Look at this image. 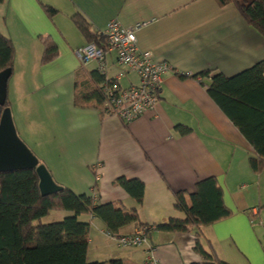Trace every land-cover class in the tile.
Here are the masks:
<instances>
[{
    "label": "crops",
    "instance_id": "1",
    "mask_svg": "<svg viewBox=\"0 0 264 264\" xmlns=\"http://www.w3.org/2000/svg\"><path fill=\"white\" fill-rule=\"evenodd\" d=\"M44 6L57 11L48 16ZM82 17L94 32L111 21L122 27L140 26L136 37L141 53L168 66L154 110L124 124L95 108L74 106L75 85L98 72L99 63L82 64L78 52L86 45L73 18ZM0 33L15 49L8 82L26 84L24 98L37 102L41 122L61 149L48 171L57 185L77 195L91 196L97 205L118 203L138 208L140 221L154 227L183 219L174 209V195L192 194L198 182L215 178L233 216L203 228L200 244L209 254L195 252V234L151 230L147 244L120 248L105 226L92 219L87 259L122 260L125 264H264V171L256 174L250 159L256 154L233 123L210 99L205 72L235 77L264 61V38L233 5L216 0H4ZM51 39L58 57L42 66L41 39ZM107 82L122 90L139 78L107 57ZM11 108V106H10ZM191 129L186 136L177 127ZM64 172V174H63ZM137 180L146 188L142 206L116 180ZM138 227L122 229L131 235ZM122 249H125L122 251Z\"/></svg>",
    "mask_w": 264,
    "mask_h": 264
},
{
    "label": "trees",
    "instance_id": "2",
    "mask_svg": "<svg viewBox=\"0 0 264 264\" xmlns=\"http://www.w3.org/2000/svg\"><path fill=\"white\" fill-rule=\"evenodd\" d=\"M4 0H0L2 4ZM218 5H233L248 26L264 38V0H216ZM48 16L57 11L44 6ZM86 44H96L107 49V39L94 32L82 17L73 18ZM44 47L42 66L58 57V49L49 38L41 39ZM15 49L11 40L0 33V73L14 68ZM205 72L194 77L202 79V85L210 99L242 134L255 156L250 166L256 174L264 171V61L232 78L222 74ZM106 78L98 72L84 77L75 85L74 106L95 108L107 115V96L104 93ZM108 82L107 85H110ZM7 99L5 108H9ZM182 136L189 135L191 129L177 127ZM41 165V163H40ZM115 186L121 187L135 201L137 207L144 203L146 188L137 180L120 178ZM59 186V185H58ZM50 196L42 197L39 178L35 169H27L0 174V264H125L122 260L88 263L91 224L79 222V217L90 216L99 220L107 234L119 239L122 229L146 227L140 221L138 208L127 210L121 204L97 205L93 198L77 195L69 188ZM174 209L183 214V219H169L151 227L163 233L195 234L194 252L209 258L201 246L199 235L203 228L230 219L233 214L224 202V191L215 178L198 182L195 192H179L174 195ZM55 212H70L60 223L42 225L36 222ZM147 233V234H148ZM224 264V263H221Z\"/></svg>",
    "mask_w": 264,
    "mask_h": 264
},
{
    "label": "built area",
    "instance_id": "3",
    "mask_svg": "<svg viewBox=\"0 0 264 264\" xmlns=\"http://www.w3.org/2000/svg\"><path fill=\"white\" fill-rule=\"evenodd\" d=\"M139 29L140 26L122 27L117 21H111L102 31V35L107 39V49L92 43L86 44L78 52L82 64L98 62V73L103 77L107 76L109 53H115L118 64L138 76L139 84L125 90L112 82L110 85H107L108 82L104 85L107 114L116 116L124 124L131 123L155 109L158 104V92L168 69L166 64L154 62L149 53L139 52L136 37ZM150 229L152 228L138 227L131 235L113 239L120 248H139L147 244V233ZM147 264L159 262L151 259Z\"/></svg>",
    "mask_w": 264,
    "mask_h": 264
},
{
    "label": "rangeland",
    "instance_id": "4",
    "mask_svg": "<svg viewBox=\"0 0 264 264\" xmlns=\"http://www.w3.org/2000/svg\"><path fill=\"white\" fill-rule=\"evenodd\" d=\"M23 91L26 93L31 92L26 84L18 82L14 89V84L10 83L9 105L11 108H9L11 109L14 125L19 138L39 160L41 165L50 170L56 162L58 164V169L64 170L59 165L57 158V156L62 154L61 149L56 145L52 135L48 132V127L41 122L42 118L40 117L36 100L32 97L24 98ZM68 217H73V214L70 212H55L36 222V224L50 225L60 223ZM78 219L81 223H85L83 222L84 220L89 221V217L86 215ZM97 221L100 222L99 220ZM124 250L125 249H122V251ZM87 262L99 263L94 262L91 258H89V260L87 259Z\"/></svg>",
    "mask_w": 264,
    "mask_h": 264
},
{
    "label": "water",
    "instance_id": "5",
    "mask_svg": "<svg viewBox=\"0 0 264 264\" xmlns=\"http://www.w3.org/2000/svg\"><path fill=\"white\" fill-rule=\"evenodd\" d=\"M11 75L12 70L0 73V174L35 169L39 178L41 196L50 197L63 188L56 184L48 169L40 165L39 160L21 141L11 109L5 108Z\"/></svg>",
    "mask_w": 264,
    "mask_h": 264
},
{
    "label": "bare ground",
    "instance_id": "6",
    "mask_svg": "<svg viewBox=\"0 0 264 264\" xmlns=\"http://www.w3.org/2000/svg\"><path fill=\"white\" fill-rule=\"evenodd\" d=\"M102 34V33H101Z\"/></svg>",
    "mask_w": 264,
    "mask_h": 264
}]
</instances>
